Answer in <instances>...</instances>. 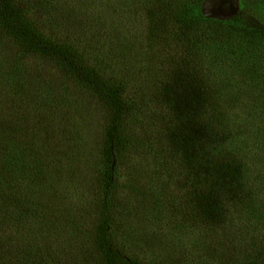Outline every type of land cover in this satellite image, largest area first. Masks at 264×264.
I'll return each instance as SVG.
<instances>
[{"label": "rangeland", "instance_id": "1", "mask_svg": "<svg viewBox=\"0 0 264 264\" xmlns=\"http://www.w3.org/2000/svg\"><path fill=\"white\" fill-rule=\"evenodd\" d=\"M11 2L42 39L68 48L103 81L122 85L128 97L130 91L137 94L133 103H148L146 117L143 113L124 119L108 199L113 245L141 264H229L211 258V252L221 256L224 247L233 243L241 257L250 243H256L253 261L264 264L263 163L243 136L236 139L241 143L230 147L232 158L248 163L246 168L241 164L239 177H219L214 172L220 163L234 166L223 152L211 156L213 161L203 157V166L195 161L185 165L182 153L186 149L176 150L180 125L188 121L194 143L207 150L205 155L213 146L198 132L200 102L194 100V114L188 118L178 121L170 113L169 100L190 97L188 89L184 91L168 75L175 66L161 62L179 52L185 6L191 3L196 16L220 23L237 11V0ZM239 9L262 14L264 0H241ZM152 11H161L169 22L164 31L171 39L154 38L150 54ZM237 40L258 60L264 58V36L241 33ZM191 45L198 61L195 69L206 81L211 79L209 88L233 130L232 113L244 116L247 111L235 108L231 113L229 103L236 98L246 102L239 91L248 83V65L234 64V57L229 59L226 52L223 57L216 50L196 46L197 42ZM155 85L162 88L159 94ZM111 119V110L100 96L58 61L29 51L0 23L4 187L0 239L7 244L6 237L12 238L20 246L0 249L1 260L7 264H105L98 230L106 194L109 162L104 149Z\"/></svg>", "mask_w": 264, "mask_h": 264}, {"label": "trees", "instance_id": "2", "mask_svg": "<svg viewBox=\"0 0 264 264\" xmlns=\"http://www.w3.org/2000/svg\"><path fill=\"white\" fill-rule=\"evenodd\" d=\"M185 7L184 18L186 21L184 23L180 22V24H182L180 33L182 35L184 34V39L181 40V38H178V41H180L177 45L179 47V52L173 57L162 59L161 62H168L171 68L175 66L174 71H170L168 75L170 74L174 83L180 85L184 91L188 89V96L190 99L183 100L182 98H176L175 100H169L171 102H169L168 109L173 117L179 121L180 119L188 118L194 114V100L200 102L201 112H199V120H201L202 125L199 126L198 132L202 134V138L205 139V142L207 139L209 140L211 143L210 146H213V149L209 148V154L205 155L207 150H203V148H200L199 144L196 145L194 143V138L190 131L191 128L187 126L188 121H186L187 123L185 122L184 125H180V127L177 128V131H182V137L180 136L181 139L178 137L179 141L176 144V150L181 151L183 147L186 149V151L182 153L183 160L186 162L185 165H190L193 161H195V163H202L200 161L203 160V157L207 158L208 156L210 160L213 161L211 156H220V152H223L226 160L233 162L234 166L232 167L231 165L220 163L213 168L214 172H216L219 177H232L234 179V177L237 178L241 174V170H243L242 166L244 165L246 168L248 164L243 158L242 161L232 158L230 147L232 148L233 145L241 143L238 142L239 140H236L237 138L244 136L246 138L245 142L249 144V148L256 152V155L260 158L259 160L264 165V96H262L264 95V58L258 60L253 51H248L246 49L244 44H242V40H237V34L241 33L248 37H254L256 35L264 36V27L241 23L237 11L233 12L226 20L215 23L212 20L196 16V6L191 3ZM241 11L259 15L255 10L241 9ZM161 14V11H152L149 14V19L152 22L150 30L152 43L147 49L151 51L150 54L154 52L155 40L163 39L166 41L171 39L169 36L170 34L164 31V29H167L169 22L165 21ZM0 23L29 51L40 53L58 61L72 76L100 96L109 106L112 119L107 131L104 149L106 161L109 162V168L106 179L104 207L98 230V241L104 254L105 264H141L125 254H122L113 245L108 199L114 183L113 173L117 161V152H119L118 150L122 145L119 141L122 134L124 119L129 116V118H132L135 117V115L143 113H145L144 117H146L148 103L141 100L140 102L133 103L132 100L135 99L137 94L130 91V96L128 97L122 85H111L103 81L74 57L73 52L68 48L42 39L36 32L28 27L24 18L21 17L18 8L11 0H0ZM154 38L155 40L153 41ZM195 41L197 42L196 46L199 44L203 47L205 46L208 51L213 50L214 52L216 50L218 56L224 57V52H226L227 56L231 55L229 59L234 57L232 58V61H235L233 62L234 64L239 63V65H248L246 73L248 83L245 89L239 91L240 94L241 92L245 94L244 96L247 98L246 102H241L239 98H236L229 103L231 113L232 109L235 108L247 111L244 116H238L232 113L231 122L235 125L233 130L228 128L230 123L228 122L229 118L226 117L224 110H221L216 94L209 88V82H212L211 79L208 78V81H206L204 75H201L199 70L197 71L195 69L198 61L193 55V46L191 45H194V43H196ZM223 47L230 50L225 51L226 49L223 50ZM179 53H182V55H178ZM259 67H261L260 69L262 72L258 69ZM159 87L161 88V86ZM153 88L157 90L156 93L158 94L162 89L159 90L156 85ZM158 101H162V98ZM158 101H155L153 105L158 103ZM148 113H151L150 109ZM179 147L181 149H179ZM201 166H203V163ZM1 167L2 166H0V192L4 189L1 178L3 176L1 169L3 168ZM235 169H238V171ZM243 179H245V177ZM6 239L7 244L3 243L0 239L1 252L8 247H17V249H19V242L17 243V241L15 242L9 237H6ZM235 247L233 243L232 246H225L226 252L221 256H216L213 250L210 257H215L217 261H225L229 264L256 263L253 261L256 260V258L253 257L254 252H257L254 251L256 243H250L249 247L244 249V253L241 257L236 255ZM262 248L264 252V246ZM219 249L220 251L222 250L221 248ZM248 249H250L251 252H248ZM229 251L234 255L232 256ZM241 258L244 259L243 262ZM0 264L7 263L4 259L1 260L0 258Z\"/></svg>", "mask_w": 264, "mask_h": 264}, {"label": "clouds", "instance_id": "3", "mask_svg": "<svg viewBox=\"0 0 264 264\" xmlns=\"http://www.w3.org/2000/svg\"><path fill=\"white\" fill-rule=\"evenodd\" d=\"M240 3L241 0H237V12L239 16V21L243 24L264 27V13L256 15L247 11H241L239 9Z\"/></svg>", "mask_w": 264, "mask_h": 264}]
</instances>
